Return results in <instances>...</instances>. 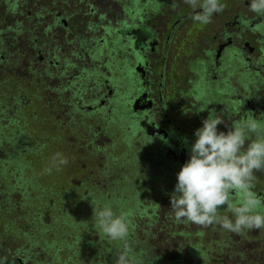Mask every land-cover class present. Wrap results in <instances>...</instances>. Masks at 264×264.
<instances>
[{
    "label": "flooded vegetation",
    "instance_id": "obj_1",
    "mask_svg": "<svg viewBox=\"0 0 264 264\" xmlns=\"http://www.w3.org/2000/svg\"><path fill=\"white\" fill-rule=\"evenodd\" d=\"M140 1L127 10L121 5L120 28L111 30L112 24H103L108 36H112L110 42L113 43L108 53L110 61L105 64L108 77L96 82L104 87L105 92L93 100L97 105L93 106L92 102L85 106L92 109L106 107L108 112H105L107 119L104 126L108 131L111 125H115L119 130H133L141 143H144L143 138H147L150 144L142 148L148 153V163L160 172L164 168L163 171L177 174L190 158L196 128L201 126L209 114L224 121L218 127L219 131H223L224 126L231 128L253 119L263 126L264 120L260 117L264 113V106L258 115L255 108L259 103H264V17L250 11L249 0H220L225 8L213 14L208 24L195 22L192 17L202 9H193L184 0H159L156 11L153 10L156 4L153 6L148 0ZM129 10L131 15L140 18L132 30L128 29L127 24L132 26L134 23L128 22L133 18L127 15L126 11ZM56 11L54 21H61L69 33L74 30L75 22L67 20L73 18L83 21L76 13L70 18L68 15H60V10ZM132 32L134 42L130 36ZM103 38L99 36L98 42H102ZM38 57L41 59L43 55L39 54ZM48 61L52 62V59ZM244 76L248 84L242 88L245 94H240L237 85L243 86ZM208 79L218 85L219 94L217 98H210L209 104L205 106V102L199 100L198 93L203 90ZM76 91L79 92V102L84 98V87ZM13 94H16L14 88L9 97ZM78 102L71 103V111L76 114V124L72 125H76L77 129L80 114L84 110V105ZM117 119L119 121L116 123ZM154 128L164 131H156ZM260 132L249 135L245 148L252 140L264 139V129ZM127 146L132 147V144L127 143ZM134 154V160L138 163L139 156L136 152ZM151 164H148L150 168ZM133 174L136 175L131 171L125 178L126 190L133 188L132 181L136 182L134 190L138 186L142 187L138 178L132 177ZM255 177L256 187L259 180L264 182V171L255 172ZM255 193L264 202V190L257 189ZM233 202L238 203L235 194ZM7 208L8 204H5L4 209L0 205V211H6ZM16 222L12 221V224ZM15 231H19L18 226ZM246 232L249 231L240 235L232 233L236 238L230 236V241L224 240L223 251L233 243H249V247L252 245L255 249L257 235H248ZM223 233L228 235L229 232L223 230ZM67 247L71 253L76 251L72 244ZM134 251V256L140 257L137 255L139 249L134 248ZM19 262L22 263L18 256H5V264ZM259 263L264 264V258L260 262L256 261V264Z\"/></svg>",
    "mask_w": 264,
    "mask_h": 264
},
{
    "label": "rangeland",
    "instance_id": "obj_2",
    "mask_svg": "<svg viewBox=\"0 0 264 264\" xmlns=\"http://www.w3.org/2000/svg\"><path fill=\"white\" fill-rule=\"evenodd\" d=\"M8 1L11 3H17L19 0ZM46 1L47 0L42 1L41 4L43 5L44 2L46 3ZM60 1L61 8L59 10L61 11V13L69 12L72 10V13L74 15L75 10H78L77 16L78 18L83 19V21H76V19L73 18L67 20V22H75L73 31L69 33L68 30L65 29L67 30L66 39L68 40V44H64V48H58L57 54L51 52L49 55H52L55 58H57L58 55H61L60 60L58 62V64L61 63V66L58 65V69L61 68L63 72L60 76V80L63 81L64 79V81H67L71 91L74 90L75 92L82 86L84 87V98L79 101L81 106L84 105V110L82 114H80V124H78L79 128L76 129L75 125L74 133L77 144L73 147L71 152L74 157V162L69 163L68 161L67 164H60L59 160L53 159V157L57 153H60L61 157H63V154L58 151L59 145L63 142V139L61 134L57 132L56 127H54L56 124L55 122L59 121L55 119H47L45 121H42V112L37 110H35L30 119L27 120L25 136L35 137L33 136V132L28 127L30 125L29 122H35L41 125L42 122H44L46 125L45 130L48 132V135L46 136L45 132L43 135V128L38 127L37 136L41 135L42 138L51 143L50 136L54 135L55 147H53L49 153L44 151V158H42L41 160H39L40 156L38 154H36L35 157L26 156L25 158L28 160V166L23 169L19 168L21 172V177L19 179L14 181L11 176L7 178L0 177V192L2 193V197L0 198V205H2L3 209L5 204L10 205L6 201L9 197V201H12V198L16 195L13 192V190L17 187L14 183H22V186L17 188L23 190V192L19 195V197L22 198V201H28V203L24 205V208L28 206L29 208H35V210L37 209L36 216L33 214L29 217V226H33L34 223L39 220V218L43 221L51 222L53 217L55 216L57 221L65 222L68 214L70 216L73 215L70 212L81 211L84 209V205L87 207H91L93 205H103L101 202V197H104L103 194L100 197L96 194L98 192H102L105 194L106 197H108L107 190L113 188V184H115L116 181L115 183H113L112 179L107 176V179H110L108 183L100 182L104 175L93 172L94 168L91 165L89 166L85 162H78L81 159H84V157H89L92 154H100V156H97L98 158L103 157L105 154L114 157V159H116V162L114 164V170L117 172V174L119 173L118 176L114 178V180L119 179L120 174H122L123 177L126 178L131 172L128 171L126 173H122L128 167L126 163H122L120 161V158L124 156V152L126 154L125 160L131 158L134 161L132 162V168L137 169V162L134 160L135 156H133L135 152L137 153L140 159L138 163L141 164V167H139L138 169L142 170V168L147 166L145 168V171L148 172L147 168L149 167V160L146 159L148 153L146 152V150H144V148H142L145 144H150V142H147V138H143L142 141L144 143H141L140 140H137L136 133H134L133 130L129 128H122L119 130L116 129L115 125H111L109 127L110 130L108 131L104 126L107 119L105 114V112H108L107 108L99 106L95 109H92L93 107L88 108L87 106H85L87 104H92V102H94L93 106L97 105L98 103L93 100L96 99V97L98 98L102 93L105 92L104 87L100 84H97L96 82L100 81L104 77H108L107 67L105 66V64H108V62L110 61V56L108 55V53L109 48L113 43L110 42L112 36L109 37L107 34L108 31L106 30V27L102 26L103 24L110 23L112 24L111 30L120 28L119 26L122 24V17L121 14H119V9L123 3L128 4L129 6H133L132 3L129 2V0H81L77 2L76 0ZM34 3L38 5L40 4V1L35 0ZM24 4L25 2L23 3V5ZM23 5H20V7L25 11L26 7L23 8ZM107 6L111 17L108 21L106 19H103L100 14L103 11H107ZM142 7L143 5L140 8ZM95 8L97 9L95 10ZM86 10L90 12H87ZM142 11L143 10H141L140 14H142ZM56 13H58V11H56ZM46 16H48V14H46ZM19 17V13L17 11L13 13L9 10L7 12V20H16ZM69 17L71 18L72 16ZM39 19L40 18L36 19L34 25H37ZM139 20V16H135L130 19L128 22L134 23L132 26L127 23L128 29H134L136 27L134 24L138 25L137 23H139ZM2 23L6 24L5 22ZM28 24L29 21L25 19L23 21V25L28 26ZM40 28L41 27L39 25V31ZM47 32L51 34L50 29H48ZM76 34L77 36H75ZM30 36L31 34L26 30H22L19 33H15V35L11 34L10 30H5L4 32V27L3 32L1 34V37H15L17 39L15 45L18 46L15 47L20 53L22 51V45L29 42ZM99 36L104 37L102 42H98L97 39L99 38ZM130 36L131 40L134 42V33L132 32ZM5 47L7 48L6 51L8 56H11L13 54L19 56L20 53H17L14 50V46L12 48H10L11 46ZM3 53H5V50L3 51ZM115 61L117 60L115 59ZM81 65H84V70H80ZM15 67L20 68V66ZM94 77H96V79H94ZM155 77L158 78L157 76ZM235 83H233V86L236 88ZM247 84L248 81L245 77V79L242 81L243 86L241 85L242 87H240L239 85H237V92L240 94H245L242 88L244 86H247ZM217 87L218 85H215L214 82H212L211 80L208 79V81H205L203 90L198 93L199 100L202 101V103L205 102V106L209 104L208 100L210 98H217V95L219 94V89ZM206 93L209 95L208 97H206ZM75 94L78 98L79 92L76 91ZM8 100L11 101L10 105L14 104V99L10 97L3 98L2 104H7L9 102ZM227 101H229V99ZM263 106L264 103H259L258 106H256L255 109L257 115L259 114ZM98 108H100L99 111H97ZM5 114V109L0 112V115ZM75 116L76 114L66 113L65 120H68L71 124H76ZM260 118L264 120V113ZM110 123L115 124L114 122ZM241 124L243 123H240L239 125ZM200 125L201 126L199 127H202V124ZM262 125L264 126V123H262ZM219 126L220 125H218V127ZM263 126H260L257 129V132L263 131ZM7 128H10V126H8ZM229 129L230 128H227L226 126L223 127L224 132H227ZM16 131L17 130L15 129L13 132ZM66 135V139H69V137H71L67 129L65 130V137ZM9 136L10 134L8 135V137ZM89 137H92L91 143L87 141V144H85L87 138ZM127 143H129L130 145L132 144V147H128ZM1 145H8V142L6 139L0 136V146ZM119 150L124 152H120ZM20 152L19 150L15 152V155H13L12 158H18L17 155H20ZM76 152L80 156H77L75 154ZM98 161L99 160H96L95 163L99 166L102 165L98 164ZM14 167L15 166H13V168ZM89 167L91 168V170H88ZM155 169L157 171H154L153 173L150 172L151 174L139 170V174L132 175L133 178H138L140 184L142 185V189L140 192H134L133 189L135 187L136 182L132 181L133 188L128 192L124 191L122 193L125 196L124 200L125 202L136 201L139 203L142 201V204H140L139 207L136 206V211L131 212L133 213L131 215V213L129 214L128 212H124V206L126 205V203H118L117 205L120 208L116 214L123 215L124 217H126L129 225L128 237L132 236L133 240L135 241V246L133 247V249L142 248L145 252L143 253L144 260H146V257L148 259H154V261L150 264H173L171 262L174 261V259H176L178 256L182 258V263L184 264H199V262H202L200 259L203 258L202 249H204L205 251H209L212 247L210 253H214L216 251L220 236L222 235L221 230H219L220 226L215 229H209L210 226L207 228H201L203 229L201 234H204L205 237H203V239H200V250L196 258L193 259V257L191 256L192 254H189L188 249H186L188 241H184V237L186 239H189L193 235V240L195 242L198 236L194 232L199 227L190 223H176L173 214L170 212V195L174 191V186L177 183V174H172V172L170 171L160 172V170L156 167ZM27 179L34 182V189L31 190L29 186H26V184L29 182V180ZM260 181L261 180H259L256 184V187L254 189L255 192L257 191V189L258 191H261L262 189L264 190V182ZM127 183L129 182L127 181ZM28 189L29 192L27 191ZM56 190H59V192L55 193ZM61 190L62 193L67 192L71 194L64 197L60 192ZM34 192H36L35 195L33 194ZM44 205L49 206L50 209H47V207L46 210L43 211L41 207ZM17 207V204H15L14 206H9V209L12 214L18 211ZM66 208L70 210H68L66 214L62 215L61 217H58V209L66 211ZM91 211H93V209ZM222 211L223 210L219 211V213H223ZM150 212L151 214L149 216L148 213ZM153 214H156L157 216H153ZM3 216L4 215L0 213V229L5 224ZM135 218L139 221L135 222ZM8 224L9 223H7L6 225ZM26 225V223L22 224L21 220L17 221V226L20 228L24 229L26 228ZM191 233L193 234L191 235ZM246 234L257 235L258 243L254 244L255 249L249 252V249L252 248L249 247V243H247L246 245L245 243H233L230 245V247H226V251H223V249L225 248L222 245L217 249L222 250V252L217 257L223 258V264H256L257 260H259L260 262L264 258V229L252 232L249 231ZM228 235L232 238H236V236L232 235V233L230 232L228 233ZM90 237H93L94 241L99 240V238L95 235H89V238ZM180 238H183V240H181ZM210 238H212L213 241H210ZM0 243L2 245L11 247L9 253H13L12 250L17 248L19 256H22L23 258V250L26 248H30L29 246H27L25 240L20 235L16 234L14 231L6 232L3 234L0 233ZM149 249H152L154 255H156L157 257L151 255V250L149 251ZM30 250H32V252H37V254L31 255V258L29 260H25V264H33V261H38L42 258L45 259V256L44 254H42V251L39 247L32 246ZM64 253L71 254L69 247L67 249L64 247ZM76 257L77 256H75L74 258ZM110 258L111 257H109V260ZM46 260L50 262L51 258L46 257ZM56 263L57 262H55L54 264Z\"/></svg>",
    "mask_w": 264,
    "mask_h": 264
},
{
    "label": "trees",
    "instance_id": "obj_3",
    "mask_svg": "<svg viewBox=\"0 0 264 264\" xmlns=\"http://www.w3.org/2000/svg\"><path fill=\"white\" fill-rule=\"evenodd\" d=\"M34 1L35 0H19L17 3H11L8 0H0L1 34L3 32V27L4 32L5 30H10L11 34L13 35H15V33L21 32L22 30H26L31 34L29 42L22 45L21 53L18 52V49H16L18 46L15 45L17 40L15 37L6 38L1 37L0 34V73H4L3 75L0 74V112L4 109L6 111L5 115H0V136L6 139L8 142V145L0 146V177L7 178L11 176L14 181L21 177L19 168L23 169L28 166V160L25 158L26 156L35 157L36 154H38L40 156L39 160H41L44 158V151L49 153L52 148L55 147L54 135L50 136L52 144L42 138L41 135L37 136L38 127L43 128V135L44 132L46 136L48 135V132L45 130L46 125L44 122H42V125L35 122H29L30 125L28 127L33 132V136L35 137L25 136L27 120L30 119L35 110L42 112V121L47 119H55L59 121H54L56 123L54 127H56L57 132L61 134L63 139V142L59 145L58 151L63 154V158H67L69 163L74 162V157L71 152L73 147L77 144L74 133L75 126L69 123L68 120H65L66 113H72L71 103L76 104L78 102V98L75 94L76 91H71L67 81H64V79L63 81L60 80V76L63 73L61 68L58 69V65L61 66V63L58 64L61 55H58L57 58L49 55L51 52L57 54L58 48H64V44H68V40L66 39L67 31L65 30L63 23L59 20L56 22L54 21V12L61 8V1L47 0L43 5L41 2L44 0H39L40 4L38 5H36ZM24 2L25 4L23 5ZM130 2L134 7L136 3L141 1L130 0ZM148 2L153 4V6L156 4L153 9L154 11L157 10V5L160 4L159 0L155 2L148 0ZM20 5H23V8L26 7L25 11L20 7ZM123 7L125 10L130 9V6L125 3H123ZM96 9L97 8H95V10ZM9 10L13 13L17 11L20 17L16 20H7V12ZM75 13L78 15V10H75ZM126 13L128 16L134 17V15L130 14V10L126 11ZM46 14H48V16H46ZM63 14L68 16L73 15L72 10L69 12H63L60 15ZM100 14L101 17L107 21L111 18L109 10L103 11ZM37 18L40 19L38 20L37 25H34ZM25 19L29 21L28 26L23 25V21ZM2 22H5L6 24H3ZM39 25L41 27L40 31L38 30ZM48 29L51 30V34L47 32ZM117 34H120V32H117ZM75 36H77V34ZM5 46H11L10 48L14 46V50L17 53H20L19 56L14 54L8 56L6 51L7 48ZM4 50L5 53H3ZM39 54L43 55L41 59L38 57ZM49 58L52 59V62L48 61ZM56 60L58 61L57 63L54 62ZM15 66H20V68H16ZM84 69V66L80 67V70ZM13 88L16 92V94H13L11 97L14 99V104L10 105V100H8L9 102L7 104H2V99L6 97L9 98ZM118 121L119 119L116 120V123ZM8 126H10V128H7ZM64 128H66L68 133L71 135L69 139H66L67 135L65 137L66 129ZM15 129L17 131L13 132ZM9 134L10 136L8 137ZM87 141L91 143L92 137L87 138L85 144H87ZM18 150L19 152L21 151L20 155H17L18 158H12V156L15 155L14 153ZM75 154L80 156L77 152ZM97 156H100V154H92L89 157H84V159H81L78 162H85L94 168L93 172L104 175L100 182L108 183L110 179H107V176L112 179L113 183L116 181V183L113 184V188L107 190L108 197H106L102 192H98L96 194L99 197L103 194L104 197H101L102 204H112L114 207L113 210L119 211L120 207L115 204L122 202V204L126 203L124 206V212H128L129 214L131 212H135L136 206L139 207V205L142 204V201L140 203L134 201L136 204L133 202L130 203V201L125 202V196L122 193L124 191L128 192L131 189L126 190V180L122 174H120L119 179L114 180V178H116L119 174H117V172L114 170L116 159H114L112 156H108L107 154L101 158H98ZM133 156H135V154H133ZM96 160H99L98 164L102 165H97L95 163ZM120 161L128 165L127 169L122 173L133 171V173L139 174L140 171L145 173H153L154 171H157L155 166L151 163L149 164L152 165V168L148 167V172H146L145 168L147 166L142 168L140 171L132 168V162L134 161L131 158L125 160V156H122ZM13 166L15 167L13 168ZM136 166L137 168L141 167V165L138 163H136ZM163 169L164 168H161V172H164ZM88 170H91V168L89 167ZM14 184L17 187L22 186V183ZM26 186H29L31 190L35 188L34 182L31 180H29ZM17 187L13 190L16 195L12 198V201H9V197L6 202L10 204L9 206H14L15 204L18 205V211L14 213L18 215L12 214L8 208L6 211L1 210L0 213L4 215L3 219L8 221L9 224H5L6 226L4 225L0 229V233L3 234L16 230L17 222L12 224V221L15 222L21 220L22 224L26 223V228L23 229L18 227L19 231H15V233L20 235L30 248L32 246L39 247L42 251V254L45 256V259L42 258L38 261H33V264H54L55 262H57L56 264H114L118 250L122 249L125 245L130 250V254L134 259V264H150L154 261V259H148L146 256V260L143 259V253L145 252L142 248H139V252L137 253V255H140V257L134 256L135 251L133 247L135 246V241L133 240L132 236L127 237L125 241L118 242L110 241L101 236L95 227V220L92 218L93 211L91 210L93 209V206L87 207L84 205L83 210L70 212L73 215L70 216L68 214L65 222L57 221L55 216L51 222H46L39 218V220L36 221L33 226H29V217L33 214L36 216L37 209L35 210V208H29L28 206L24 208V205L28 203V201H22V198H20L19 195L23 192V190ZM136 188V190L133 189L134 192H140L142 189L140 186ZM27 191L29 192V189ZM57 192H59V190H56L55 193ZM60 192L64 197L71 194L67 192L62 193V190ZM33 194L35 195L36 192ZM1 197L2 193L0 192V198ZM41 208L43 211H45L46 208L50 209V207L47 205H44ZM68 210L70 209L66 208V211L58 209L57 216L61 217L62 215L66 214ZM221 210H223V213H219V215H229L226 208ZM132 214L133 213H131V215ZM150 214L151 212L148 213L149 216ZM136 221L139 220L135 218V222ZM218 226L219 225H212L209 227V229H215ZM219 230H221L222 235L220 236L217 249L223 245L224 240H231L229 235L223 233V229L221 227ZM202 231L203 229L201 228L195 230L194 233H196L198 236L195 242L193 240V233H191L192 236L189 239L184 237V241H188L186 249H188L189 254H192L191 256L193 259L196 258L200 250V239L205 237L204 234H201ZM89 235H95L99 238V240L94 241L93 237L89 238ZM180 239L183 240V238ZM210 241H213V239L210 238ZM71 244L73 247H75L76 251L71 254H65L64 247L67 249V245L70 246ZM250 247L253 246L251 245ZM30 248L23 250V258L22 256H19L17 248L12 250L13 253H9L11 247L1 245L0 243V264H5V256L10 255L18 256V258L22 261V263L19 262V264H25V260H29L31 255L37 254V252H32ZM211 249L212 247L209 251L202 249L203 258L200 259L202 262H199V264H223V258L217 257L222 252V250L216 249V253H210ZM150 250L151 255H154L153 250L149 249V251ZM75 256L77 257L74 258ZM46 257H50L51 261L48 262ZM109 257H111L110 260ZM182 261V258L178 256L176 259H174V261H172V263L184 264Z\"/></svg>",
    "mask_w": 264,
    "mask_h": 264
},
{
    "label": "clouds",
    "instance_id": "obj_4",
    "mask_svg": "<svg viewBox=\"0 0 264 264\" xmlns=\"http://www.w3.org/2000/svg\"><path fill=\"white\" fill-rule=\"evenodd\" d=\"M184 3L202 9L192 17L202 24L211 23L213 14L225 8L220 0H184ZM249 9L264 17V0H249ZM223 123L209 114L202 127L195 130L190 158L177 173V183L170 195V212L178 224L190 223L199 228L219 225L237 235L264 229V202L253 191L255 172L264 171V139L252 140L245 148L248 136L257 132L260 125L254 119L246 120L227 132L219 131L218 125ZM53 159L60 164L68 163L60 153ZM233 194L238 203L233 202ZM224 208L230 216L219 215ZM92 218L101 236L110 241L127 239V219L117 215L110 204L93 205ZM253 250L252 247L249 252ZM114 264H134L126 245L118 250Z\"/></svg>",
    "mask_w": 264,
    "mask_h": 264
},
{
    "label": "water",
    "instance_id": "obj_5",
    "mask_svg": "<svg viewBox=\"0 0 264 264\" xmlns=\"http://www.w3.org/2000/svg\"><path fill=\"white\" fill-rule=\"evenodd\" d=\"M156 131H164L163 129L154 128Z\"/></svg>",
    "mask_w": 264,
    "mask_h": 264
}]
</instances>
